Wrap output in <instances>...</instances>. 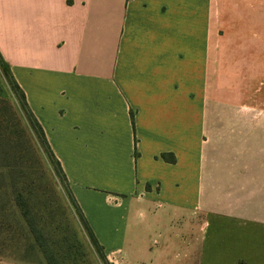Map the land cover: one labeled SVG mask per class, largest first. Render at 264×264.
<instances>
[{
	"label": "crops",
	"instance_id": "crops-1",
	"mask_svg": "<svg viewBox=\"0 0 264 264\" xmlns=\"http://www.w3.org/2000/svg\"><path fill=\"white\" fill-rule=\"evenodd\" d=\"M228 1L0 0V54L113 264H264V11L231 26Z\"/></svg>",
	"mask_w": 264,
	"mask_h": 264
},
{
	"label": "rangeland",
	"instance_id": "rangeland-1",
	"mask_svg": "<svg viewBox=\"0 0 264 264\" xmlns=\"http://www.w3.org/2000/svg\"><path fill=\"white\" fill-rule=\"evenodd\" d=\"M228 2L227 10L232 13L227 14V20L231 26L248 25L249 18L242 19L241 15L249 9L264 11V0H257L251 7L241 0ZM24 112L0 67V164L4 165L0 168V185H10L7 196L4 190L0 191V218L3 216L8 223L6 234L0 235V264H48L34 245L19 207L12 202L18 194L28 203L58 264H113L107 256L104 261L92 245L71 205L65 182Z\"/></svg>",
	"mask_w": 264,
	"mask_h": 264
},
{
	"label": "trees",
	"instance_id": "trees-1",
	"mask_svg": "<svg viewBox=\"0 0 264 264\" xmlns=\"http://www.w3.org/2000/svg\"><path fill=\"white\" fill-rule=\"evenodd\" d=\"M0 67L4 73V78L6 80L7 85L10 86V89H11L12 93L15 95L17 101L19 102V105L21 106V108L24 109V111H25L24 113L27 115V120L29 121L31 126L36 130V132L38 134V139H39L41 145H43L44 148L46 149L47 154L49 156L48 157L49 160H51L53 162V164L56 167L57 174L59 175L61 180H63L65 182V187H66L71 205H72L73 209L75 210L76 215H77L80 223L82 224L84 230L88 234V237L91 240L92 245L97 249L101 258L104 261H106V255L104 253V249L100 245V243L97 241L91 227L89 226L87 220L85 219V216L83 215L80 207L78 206L76 200L74 199L73 194L69 188L67 177H66V175H65V173L61 167L60 162L57 160V158L54 156L53 152L51 151L41 125L39 124V122L37 121V119L35 118L31 109L28 106L25 93L23 92V90L20 88V86L18 85V83L14 79L12 72L9 68V65L2 58L1 54H0ZM1 119H2V117H0V121H1ZM162 158L165 160L171 161V162L175 161L174 157L170 158V157H167L166 155H163ZM3 167H4V165L0 164V168H3ZM9 186L7 184L4 185V187H2L0 185V191L4 190L5 196H7V191L9 189ZM12 202L19 207L23 218L25 219L26 223L29 225L30 233L32 234L34 245L37 246L40 249V251L44 254V257L47 260L48 264H58L57 257L51 251L45 237L43 236V234L39 230L37 223L35 221V218L31 214L28 203L26 202L24 197L21 194H18L16 197H13ZM8 203H9V201H8ZM2 210H3L2 201H0V214L2 213ZM7 224H8L7 221L5 219H3V216H2V218H0V235L6 234L5 228L7 227Z\"/></svg>",
	"mask_w": 264,
	"mask_h": 264
}]
</instances>
